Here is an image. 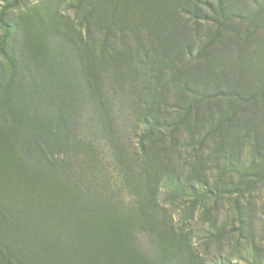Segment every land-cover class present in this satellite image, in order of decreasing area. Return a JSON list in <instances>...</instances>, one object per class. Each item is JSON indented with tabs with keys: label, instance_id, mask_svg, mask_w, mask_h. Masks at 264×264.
I'll list each match as a JSON object with an SVG mask.
<instances>
[{
	"label": "rangeland",
	"instance_id": "374dc122",
	"mask_svg": "<svg viewBox=\"0 0 264 264\" xmlns=\"http://www.w3.org/2000/svg\"><path fill=\"white\" fill-rule=\"evenodd\" d=\"M1 39L0 264H264V0H0Z\"/></svg>",
	"mask_w": 264,
	"mask_h": 264
},
{
	"label": "trees",
	"instance_id": "16d2710c",
	"mask_svg": "<svg viewBox=\"0 0 264 264\" xmlns=\"http://www.w3.org/2000/svg\"><path fill=\"white\" fill-rule=\"evenodd\" d=\"M0 52H1V56L3 58H5L7 62L10 61V59H9V57L7 55L8 53L5 51V40L4 39H1V41H0ZM7 70L9 71V75L10 76H9L8 80L5 83L1 82L3 88H5L4 86L13 84V82H12V76H14V74H15L14 65L11 64V63L8 64ZM30 172L32 174L31 175V178L32 179H36V181H38V179H39L38 177H41V175L39 174V170L38 169H35L34 168L33 171H30ZM22 181L26 182V184H27V181L26 180H22V179H19V180L17 179V181L11 182V184H13V186H14L15 183H17V182L18 183H21ZM68 203H70V202H68ZM21 205L22 206H25L27 209L29 208V205H30V207L35 205L34 207L36 209H39V211H41L39 213L37 212L36 216H38V217H36V218H34L29 213L27 214V211L26 212L22 211L23 214H24V216L29 221V223L32 224V223L35 222L34 224H32L35 228L39 229L40 231H42L44 234H46L49 237L50 236H53V234H54V227H57L58 233H61V230L58 229V222L55 223L56 216L54 214V211H53L52 207L49 204H47V203H40V204H27L26 203L25 204V203L21 202ZM67 207H68V210H70V208L72 207L71 203H70V205L67 204ZM29 219H31V220H29ZM34 231L39 232L37 230H34ZM39 233H41V232H39ZM111 236H112V238H110ZM76 237H77V239L80 242L83 241L82 238H80V236L77 235ZM119 240H123V239L120 238L116 234L115 231H114V234L113 235H108V244L109 243H112V245H108V261H107V264H120V255L122 253H125L126 252L125 249L127 247L126 246H117L118 243H119ZM59 242H60V244H62L61 241H59ZM80 248H79L80 251L81 250L84 251V249H82V247H80ZM69 249H71V248H69ZM67 253H68L67 250L65 251V245L62 244V246L60 248H58L57 254H55V256H54L56 263L57 264H69L70 261L71 262L74 261V263L76 264V260H75L76 256L75 255L74 256L71 255L72 258H73V260H71V259H68ZM47 255H48L47 258H43V259H45L44 262H50L51 263V261H50L51 258L49 257V252L48 251L46 252V255L45 256H47ZM57 260L59 261V263H58ZM78 264H84V263L83 262H78ZM87 264H89V263H87Z\"/></svg>",
	"mask_w": 264,
	"mask_h": 264
}]
</instances>
